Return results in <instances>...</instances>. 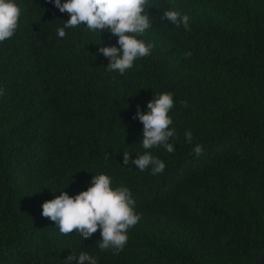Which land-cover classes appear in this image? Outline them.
<instances>
[{
  "label": "trees",
  "instance_id": "obj_1",
  "mask_svg": "<svg viewBox=\"0 0 264 264\" xmlns=\"http://www.w3.org/2000/svg\"><path fill=\"white\" fill-rule=\"evenodd\" d=\"M15 3L18 28L0 42V264H75L73 251L97 264H254L264 252V0H149L152 27L138 39L154 47L124 75L99 53L118 37L80 25L61 38L70 16L54 0ZM165 10L188 15L191 30L161 19ZM164 92L173 153L145 150L134 119ZM125 151H149L165 171L125 165ZM96 174L136 201L140 220L118 253L98 247L100 230L63 235L42 216L44 202L87 190Z\"/></svg>",
  "mask_w": 264,
  "mask_h": 264
},
{
  "label": "clouds",
  "instance_id": "obj_2",
  "mask_svg": "<svg viewBox=\"0 0 264 264\" xmlns=\"http://www.w3.org/2000/svg\"><path fill=\"white\" fill-rule=\"evenodd\" d=\"M52 2V0H49ZM55 7L60 12L69 14L63 27L57 29L59 37L66 36V28H76L85 25L89 32L107 30L118 37L117 46H102L99 53L108 58V71L124 75L131 69L137 59L151 54L153 44H146L139 36L152 27L149 10V0H54ZM21 16V9L15 0H0V42L11 38L16 32ZM161 19L170 21L176 27L181 24L186 30H191L189 16L175 10L163 11ZM186 57L191 52L185 53ZM174 107L173 94L164 92L155 94L147 104V112L138 109L136 116L143 124V139L145 150L154 146H163L167 152L173 153L175 147L169 143L176 133L170 129L173 120L169 113ZM188 143L192 142L191 130L185 132ZM196 156L203 153L202 145L193 148ZM109 154H106V160ZM135 165L141 172L151 167L152 175L161 174L166 165L161 159L145 151L132 159L130 152H124V164ZM91 186L85 191L71 196L63 191L61 195L48 200L42 205V216L55 222L63 235L78 233L84 240L93 236L98 230L102 240L98 242L101 250L112 249L122 251L128 241V230L135 226L140 216L135 211L136 201L132 198L128 187H112V180L106 174H96L91 180ZM67 261L75 264H97V259L87 252L68 256Z\"/></svg>",
  "mask_w": 264,
  "mask_h": 264
},
{
  "label": "water",
  "instance_id": "obj_3",
  "mask_svg": "<svg viewBox=\"0 0 264 264\" xmlns=\"http://www.w3.org/2000/svg\"><path fill=\"white\" fill-rule=\"evenodd\" d=\"M254 264H264V252L262 255L256 260Z\"/></svg>",
  "mask_w": 264,
  "mask_h": 264
}]
</instances>
